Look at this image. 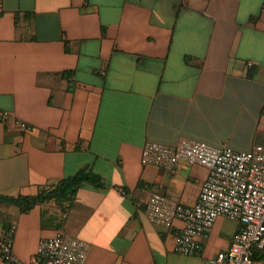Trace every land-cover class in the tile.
I'll use <instances>...</instances> for the list:
<instances>
[{
  "label": "crops",
  "instance_id": "1",
  "mask_svg": "<svg viewBox=\"0 0 264 264\" xmlns=\"http://www.w3.org/2000/svg\"><path fill=\"white\" fill-rule=\"evenodd\" d=\"M0 10V194L36 195L81 169L103 182L24 212L0 203L15 256L29 262L42 238L66 232L90 242L85 264H220L210 259L239 221L220 216L202 252L184 255L183 222L164 227L146 211L153 193L195 204L209 169L145 163L142 151L182 138L264 144V0H0Z\"/></svg>",
  "mask_w": 264,
  "mask_h": 264
},
{
  "label": "built area",
  "instance_id": "2",
  "mask_svg": "<svg viewBox=\"0 0 264 264\" xmlns=\"http://www.w3.org/2000/svg\"><path fill=\"white\" fill-rule=\"evenodd\" d=\"M5 111L1 116H8ZM22 130H30L20 122ZM142 160L173 169L180 161L201 164L209 169L198 200L193 205L153 193L146 211L159 225L172 227L183 222L175 251L184 255L202 252V237L213 229L220 216L240 223L230 247L210 259L220 264H254V256H264V144L238 151L230 146H214L205 141L182 138L175 145L148 141ZM15 229L0 226V258L12 264H85L90 242L66 232L41 239L29 262L17 258L13 251Z\"/></svg>",
  "mask_w": 264,
  "mask_h": 264
},
{
  "label": "trees",
  "instance_id": "3",
  "mask_svg": "<svg viewBox=\"0 0 264 264\" xmlns=\"http://www.w3.org/2000/svg\"><path fill=\"white\" fill-rule=\"evenodd\" d=\"M1 14V10H0ZM254 74V69H251L249 75ZM94 183L97 186H102L101 177L90 170L81 169L73 175H68L59 181L53 187L42 188L36 195H17L10 196L0 194V203L14 204L19 207L21 212L30 210L36 203L55 199L59 203H64L72 200L78 189L85 183ZM261 255L256 254L254 259H260Z\"/></svg>",
  "mask_w": 264,
  "mask_h": 264
}]
</instances>
